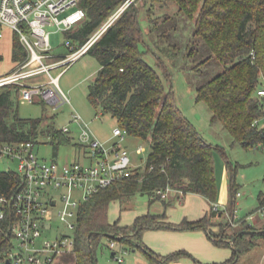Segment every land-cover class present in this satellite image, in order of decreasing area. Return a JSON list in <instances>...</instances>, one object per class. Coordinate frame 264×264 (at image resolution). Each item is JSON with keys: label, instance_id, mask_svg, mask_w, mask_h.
Wrapping results in <instances>:
<instances>
[{"label": "trees", "instance_id": "trees-1", "mask_svg": "<svg viewBox=\"0 0 264 264\" xmlns=\"http://www.w3.org/2000/svg\"><path fill=\"white\" fill-rule=\"evenodd\" d=\"M127 1L80 0L79 7L86 17L65 31L67 40L75 49L80 48ZM169 1L177 9L174 14L165 13L154 19L152 7L148 8L150 31L166 44L165 55L174 64L184 61V68L195 72L196 99L209 106L213 124H223L235 142L247 150L264 147V129L260 128L264 120V96L259 94L264 89V0ZM146 4L139 7L133 1L86 53L96 57L100 64L89 86L91 104L103 114L112 115L129 135L149 140L151 154L144 168L135 169L132 176L118 180L81 204L75 229V264H93L91 255H95L104 235L144 249L152 264H175L182 257H190L192 254L186 250L161 255L143 243L144 231L164 228L203 229L217 246L233 250L232 257L223 263H203L196 259L197 264H237L260 245L264 232L239 236L243 230H260L241 220L240 230L228 234L231 219L235 218L234 205L227 209L231 213L229 222H221L223 229L218 235L211 229L215 225L213 220L220 214L223 217L224 212L213 207L204 218L195 222L185 219L179 224L167 222L166 214L138 216L133 228L108 219L112 202H128L137 194H148L151 203L159 200L168 208L174 199L170 195L163 198L159 193L167 187L172 192L182 191L183 195L200 194L212 205L218 200L215 147L184 115L174 92L167 90L163 76L144 58L147 50L141 44L147 43L139 12ZM189 27L192 28L186 36ZM13 50L15 60H24L25 50L16 33ZM158 58L159 64L164 65L162 58ZM19 101L18 86L0 88L2 141L35 143L40 133H47L54 142H69L61 130H42L43 118H22ZM18 178L12 170L0 171V196L9 194ZM263 208L264 192L259 195V209ZM91 232L97 234L90 239ZM234 237L237 239L230 243ZM11 246L10 238L0 233V264ZM114 253L116 256L117 252ZM94 264H97L96 256Z\"/></svg>", "mask_w": 264, "mask_h": 264}, {"label": "rangeland", "instance_id": "rangeland-1", "mask_svg": "<svg viewBox=\"0 0 264 264\" xmlns=\"http://www.w3.org/2000/svg\"><path fill=\"white\" fill-rule=\"evenodd\" d=\"M133 1L139 7L147 3L145 8H141L139 12V20L145 34V43H147V45L141 44V48L147 50L144 56L145 60L163 76L167 90L174 92L175 101L184 115L198 128L202 136L215 147L216 177L219 190L216 203L220 205V211L224 212L223 217L217 216V218L221 222H229L228 215L226 214L228 212L227 209L234 205L235 218L231 219L232 222L230 229H228V234L231 235L238 229L240 230L242 225L241 220H247L255 228L262 229L260 225H262L261 222L264 224V213L259 209V195L262 191L264 192V147L247 150L238 142H235L223 124H213L211 121L212 112L209 106L202 101L198 102L196 99L197 88L194 86V80H196L195 72L184 68V61L174 64L172 58L165 55L166 53L163 51V48L166 44L161 43L156 34L150 31L148 8L152 7V17L156 19L165 13L174 14L177 10L176 7L169 0ZM122 6L111 16L118 12ZM74 10L75 8L69 9L62 13L60 17H65ZM191 28L189 27L187 31L185 30L186 36L189 35ZM48 30L53 32L51 35L52 54L57 59L60 56L69 54L70 49L66 46L67 37L65 32L57 31L55 27H50ZM14 37L15 32L12 29H3V36L0 38V54L3 56V60L0 61V76L10 74L23 61V59L15 60L14 58ZM158 57L162 58L164 65L159 64ZM99 67L98 60L91 54L83 55L79 60L67 67L59 79V85L70 98V102L54 107L48 103L25 102L20 99L19 114L22 118H43L42 130L49 128L62 130L65 127H69L70 129V132L66 134L69 142L62 143L54 142L47 133H40L35 140V149L41 158L48 161L55 160L61 165L71 164L75 161H80L86 165L92 163V159L85 158L83 155L84 148L80 142L83 127L82 124L74 120V115L81 116L83 121L89 125L90 131L107 147H113L116 142H120L119 138L114 136V129L119 127L117 120L112 115L103 114L100 109H96L88 98L89 86L96 78ZM63 69L64 67L56 68L51 71V75L57 76ZM48 79L49 76L47 74H41L28 79V84H45ZM122 146L129 152L132 167L134 169L144 168L151 154L150 141L126 133ZM140 146L144 147V151L138 153L137 149ZM17 169V161L0 158V171H16ZM236 191L240 193L239 196L234 194ZM195 195V193L187 194V206L199 209L198 203L193 201ZM56 196L60 199L59 194ZM175 196V191L170 193L171 198ZM221 197H224V199H220ZM219 200L226 202V204L219 203ZM178 201V199L174 200L165 210V205L162 201L158 200L150 204V196L148 194H137L128 202H121L120 200L112 202L108 210V219L110 222L119 221L120 225L128 228H133L135 217L143 213L158 214L156 212L162 210L164 211L162 214H166L169 219H172L179 216L184 210ZM212 207L213 205H211ZM63 210L64 204L60 201L54 212L58 214ZM216 220L213 221L215 222ZM70 222H73L70 218L62 219L55 216L46 225L44 236L38 244L42 245L45 240L55 241L64 235L75 239L76 232L69 227ZM220 228L222 233L223 228ZM197 230H177L172 228L146 230L142 234V241L150 249L164 255L169 254V246L176 243L195 250L199 254L198 256L207 260L205 262H222L231 257L232 248L217 246L208 235L207 240L200 241L199 238L195 239L183 236L190 234L182 233ZM176 231L179 232L176 233ZM171 232L178 236L173 237ZM193 236H197V234H193ZM112 241L114 240L109 236L104 235L101 237L100 244L95 249L97 264H152V259H150L144 249L139 247L134 248L128 243L119 241L116 242L115 248L112 249L110 247ZM113 252H117L116 256L113 255ZM187 252L191 254L190 251ZM67 256L70 257L67 263L71 264L74 261L73 250L63 252L56 260H61ZM195 257L194 254L190 257H182L175 264H197ZM118 259H121V261ZM237 264H264V240H261L260 245L249 254L243 256Z\"/></svg>", "mask_w": 264, "mask_h": 264}, {"label": "built area", "instance_id": "built-area-1", "mask_svg": "<svg viewBox=\"0 0 264 264\" xmlns=\"http://www.w3.org/2000/svg\"><path fill=\"white\" fill-rule=\"evenodd\" d=\"M79 2L80 0H0V38L3 36V29L10 28L18 35L25 50V58L21 64L10 74L0 76V88L18 86L20 99L25 102L48 103L54 107L70 102L59 85L60 77L68 66L88 53L127 8L130 0L80 48L75 49L71 41L66 40L70 53L57 59L52 54L53 32L48 28L55 27L57 31L65 32L84 20L86 13L79 7ZM73 8L74 11L60 17ZM62 67L64 69L57 76L51 75L52 70ZM41 74L49 76L47 83L28 84V79ZM259 94L264 96V89ZM73 118L82 124L80 142L84 148V157L92 159L90 165L80 161L61 165L55 160L41 158L33 141L15 143L0 139V158L17 161L18 169L14 172L19 176L9 194L0 196V233L10 238L12 243L7 258L1 264H54L59 255L74 249L75 239L64 235L55 241L45 240L40 245L38 243L44 236L46 225L55 216L70 218L73 222L69 223V227L75 230L82 203L100 190L135 173L129 152L122 146L127 133L125 130L120 127L114 129V136L120 142L109 148L97 139L81 116L74 115ZM61 131L68 134L70 129L65 127ZM137 151L143 152L144 147L140 146ZM172 190L167 187L159 193L163 198H168ZM60 201L64 204V210L55 214L54 209ZM213 210H221L220 205L213 204ZM115 246L116 241H112L110 247L113 249Z\"/></svg>", "mask_w": 264, "mask_h": 264}, {"label": "crops", "instance_id": "crops-1", "mask_svg": "<svg viewBox=\"0 0 264 264\" xmlns=\"http://www.w3.org/2000/svg\"><path fill=\"white\" fill-rule=\"evenodd\" d=\"M264 121V120H263ZM263 121H261V123H260V128H262V129H264V125H263ZM263 192V191H262ZM261 192V193H262ZM175 193H176V196L174 197V198H170V199H174V200H179L178 202H179V204L184 208V210H183V212L182 213H180L179 214V216H176L175 218H170L169 219V217L166 215V221L167 222H169V223H173V224H179V223H181L183 220H188V221H190V222H195V221H198V220H200V219H202V218H204L206 215H208L209 214V212H210V210H211V203L205 198V197H203L202 195H200V194H196L195 195V198L193 199V201L195 202V203H198V205H199V209H196L195 207H193V206H191V207H188L187 206V201H188V198L186 199V197H187V194L186 195H183V193H182V191H175ZM180 193H182L181 195H180ZM260 193V194H261ZM193 194V193H192ZM239 192L237 193V195L239 196ZM198 196V197H197ZM206 199V200H205ZM220 199H224V197H221ZM220 201V200H219ZM219 203H223V205H225L226 204V202H224V201H220ZM150 204H151V201H150ZM167 208H165V210H166ZM159 212H156V213H158V214H156V215H162V213L164 212V211H162V210H158ZM263 213H264V209L263 210H261ZM143 214H147V213H143ZM143 214H140V215H138V216H141V215H143ZM228 216H230L231 214H229L228 212L226 213ZM138 216H136L135 217V219L138 217ZM219 216H221V214L219 215ZM135 219H134V221H135ZM240 221V220H239ZM115 222H117V221H115ZM115 222H111V223H115ZM119 222V221H118ZM220 224H221V221L217 218V220L215 221V225L211 228L212 229V231H213V233L215 234V235H218V234H220L221 233V226H220ZM261 224L262 225H260V228H262L263 229V227H264V224L261 222ZM120 225V224H119ZM120 226H124V225H120ZM173 229V228H172ZM262 229H260V230H262ZM178 230V229H177ZM239 230V229H238ZM177 232H179V231H176V233ZM182 232V231H181ZM172 234H173V237H176V236H178L177 234H175V233H173V232H171ZM183 234H190V235H183V236H187V237H190V238H195V239H197V238H199V240L200 241H203V240H207V232L204 230L203 231V229H201V230H197V231H189V232H187V233H185V232H182ZM175 234V235H174ZM193 234H197V236H193ZM184 247V248H183ZM186 250V251H190L191 252V254L193 255H195L196 257V259L197 260H199V261H201V262H203V263H209V262H205V261H207L206 259H204L203 257L201 258L200 256H198L199 254L195 251V250H193V249H190V248H187V247H185V246H182V245H179V244H176V243H174V244H172L171 246H169V254L170 253H173V252H175V251H178V250ZM63 254V253H62ZM61 254V255H62ZM158 254H160V253H158ZM249 254V253H248ZM161 255H164V254H161ZM166 255H168V254H166ZM232 255H233V251H232ZM232 255H231V257H232ZM247 255V254H246ZM60 256V255H59ZM198 257V258H197ZM230 257V258H231ZM70 257H63V259H61V260H55V262H54V264H66L67 262H69V259ZM230 258H228V259H226L225 261H227V260H229ZM225 261H222V262H214V263H223V262H225ZM68 264V263H67ZM71 264H75V261H73V262H71ZM179 264V263H178Z\"/></svg>", "mask_w": 264, "mask_h": 264}, {"label": "water", "instance_id": "water-1", "mask_svg": "<svg viewBox=\"0 0 264 264\" xmlns=\"http://www.w3.org/2000/svg\"><path fill=\"white\" fill-rule=\"evenodd\" d=\"M131 1V3L133 2V0H130ZM130 3V4H131ZM128 6H129V4H128ZM26 54V53H25ZM263 136H264V133H263ZM253 232H264V229H262V230H257V231H255V230H243V231H240L239 233H238V235L240 236L241 234H243V233H253ZM97 234V232H91V234L89 235V238L91 239L92 238V236H94V235H96ZM237 239V237H234L233 238V240H231V241H229L230 243H233L235 240ZM113 255H115V253L113 252ZM91 259H92V262H93V264H94V260H95V255H94V253H92V255H91Z\"/></svg>", "mask_w": 264, "mask_h": 264}]
</instances>
